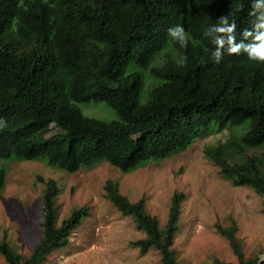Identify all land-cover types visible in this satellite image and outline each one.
<instances>
[{
	"label": "trees",
	"instance_id": "obj_1",
	"mask_svg": "<svg viewBox=\"0 0 264 264\" xmlns=\"http://www.w3.org/2000/svg\"><path fill=\"white\" fill-rule=\"evenodd\" d=\"M0 0V158L40 159L75 172L105 161L122 172L188 148L204 130L227 129L224 141L205 145L204 156L233 186H249L262 197L264 213V63L244 54L208 59L201 39L221 15L237 24L236 37L251 28L250 0ZM180 23L189 35L181 49L166 39ZM180 56L186 57L179 66ZM103 102L116 118L84 115L78 103ZM52 133V134H51ZM42 235L23 258L0 237L8 264H45L66 247L70 234L90 215L73 208L58 224L53 179L39 178ZM5 171L0 167V191ZM105 196L144 233L128 245L141 254L154 249L160 264H179L173 247L179 228L182 192L170 199L164 226L140 198L130 201L117 182L107 180ZM215 224L236 257L255 264L229 217ZM211 264H232L214 259ZM264 264V261L261 262Z\"/></svg>",
	"mask_w": 264,
	"mask_h": 264
},
{
	"label": "rangeland",
	"instance_id": "obj_2",
	"mask_svg": "<svg viewBox=\"0 0 264 264\" xmlns=\"http://www.w3.org/2000/svg\"><path fill=\"white\" fill-rule=\"evenodd\" d=\"M78 106L89 117L116 118L114 110L103 102ZM228 134L225 128L206 129L185 150L130 172L105 161L70 173L40 159L0 158L5 171L0 191V237L15 245L23 258L30 255L42 235V177L53 179L60 189L56 200L58 224L73 208H90V215L70 234L69 244L51 253L45 264H160L156 250L141 254L128 245L144 233L105 196V182L111 180L130 201L143 198L146 210L158 219L161 228L173 193L184 194L173 245L179 264H211L214 259L235 264L227 240L215 227L216 223L229 224V217L238 225L237 237L244 254L264 253L262 197L249 186H233L203 154L205 145L224 141ZM0 264H8L1 254Z\"/></svg>",
	"mask_w": 264,
	"mask_h": 264
},
{
	"label": "clouds",
	"instance_id": "obj_3",
	"mask_svg": "<svg viewBox=\"0 0 264 264\" xmlns=\"http://www.w3.org/2000/svg\"><path fill=\"white\" fill-rule=\"evenodd\" d=\"M42 4L49 8H54V3L49 0H41ZM250 16L254 19L251 28L241 32V39L237 40L235 20L230 19V15H221L216 23L207 25L201 33V39L206 40L212 47L208 54V59L213 64H220L225 56L244 54L246 59L256 64L264 63V0H250ZM166 39L169 43L178 45L181 49L189 43V35L182 24L177 23L166 29ZM186 57L180 56L179 66H183ZM5 127V121L0 118V129ZM264 261V253L257 255L255 264Z\"/></svg>",
	"mask_w": 264,
	"mask_h": 264
}]
</instances>
